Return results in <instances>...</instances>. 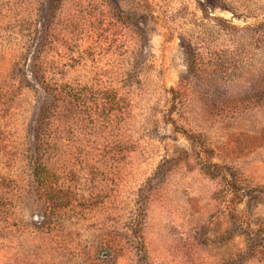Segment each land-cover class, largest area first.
Segmentation results:
<instances>
[{
    "label": "rangeland",
    "instance_id": "rangeland-1",
    "mask_svg": "<svg viewBox=\"0 0 264 264\" xmlns=\"http://www.w3.org/2000/svg\"><path fill=\"white\" fill-rule=\"evenodd\" d=\"M0 264H264V0H0Z\"/></svg>",
    "mask_w": 264,
    "mask_h": 264
},
{
    "label": "trees",
    "instance_id": "trees-1",
    "mask_svg": "<svg viewBox=\"0 0 264 264\" xmlns=\"http://www.w3.org/2000/svg\"><path fill=\"white\" fill-rule=\"evenodd\" d=\"M178 95V94H177ZM50 199H53V200H55L56 198H55V196L54 195H50ZM57 199H59V197L57 196Z\"/></svg>",
    "mask_w": 264,
    "mask_h": 264
}]
</instances>
